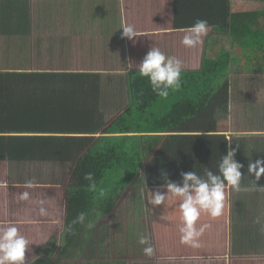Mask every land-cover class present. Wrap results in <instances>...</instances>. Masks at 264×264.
I'll use <instances>...</instances> for the list:
<instances>
[{"label":"trees","instance_id":"1","mask_svg":"<svg viewBox=\"0 0 264 264\" xmlns=\"http://www.w3.org/2000/svg\"><path fill=\"white\" fill-rule=\"evenodd\" d=\"M5 1L0 0V5ZM207 1L201 3L205 9L195 14L207 20L211 36L207 34L202 44L186 51L182 44L184 36L170 35L165 46L158 48L166 56L182 62L181 88L170 90L167 98H161L152 91L147 78L131 69L127 77L129 103L109 123H104L103 115L98 113L101 83L98 73H0V134L36 131L78 134L76 132L86 128L83 131L86 138H37L34 145L30 138L0 136V186L7 180V158L11 161L28 158L26 154L32 150L40 160L58 156L59 161H71L79 155L64 197L65 236L61 251L55 252V236L51 237L52 230L46 229L48 215L32 220L33 213L27 214L26 209L15 217L21 225L20 234H32L29 224L42 236L34 241L26 238L29 241L27 264H76L70 259L77 258L82 261L87 258L80 264H156L155 258H218L227 254L228 189L222 215L212 218L202 213L197 222L198 229L209 225L199 238V248L181 243L183 220L179 198L170 195L165 205L159 207L149 203L152 192L166 191L163 188L166 179L179 183L181 172L195 171L201 176L206 169L218 172L219 162L229 150L226 134L230 127V67L233 68L238 56L233 58L228 52L218 59L208 58L209 39L215 35L227 36L241 50L254 51V56H246V61L256 64L261 61L260 67L253 71L237 68V71L264 74V24L260 21L264 13H234L231 0ZM64 3L69 18L60 27L63 43L58 37L53 44H44L46 36L39 41L25 38L24 43L22 41L23 68L36 72L39 67L47 68L48 64L42 60L46 54L55 58V64L49 66L52 70L74 69L76 62L84 58L89 61L91 70L124 68L127 57L131 56L128 39L123 38L124 44L114 45L116 48L105 49L97 43L98 36L102 35L91 28L93 22L85 20L86 14H81L83 4L76 15L79 0ZM177 8L173 13L172 31L184 32L196 21L188 19V11ZM124 24L131 25L132 21L126 19ZM135 29L140 34L148 32L138 26ZM104 35L122 36L123 30L106 31ZM71 77L82 78V82L70 81ZM37 78L42 79L39 88H36ZM15 80L22 88H15ZM57 80L74 100L82 99L78 108L85 112L82 130L77 129L76 121L70 117L69 110L75 109V103L67 99L69 94L65 100L50 97L49 94L61 86ZM69 84L68 89L65 85ZM32 94L41 100L31 104ZM32 112L39 118L34 124V118L28 117ZM97 115L99 125L95 121ZM40 122H44L46 128H34L33 125ZM18 143L23 150L21 153L15 150L14 145ZM88 173L94 175L95 191L90 190L89 181L85 180ZM127 191L134 194L125 195ZM24 192L29 193L28 200L20 199ZM31 194V190L14 192L0 188L1 221H14L7 212L9 197L24 206H44L42 195L38 196L40 193L32 201ZM126 208H132L130 213ZM82 212L87 216L85 223L74 224ZM100 217L106 221L97 226L95 221ZM44 232L51 238H43ZM141 236L150 240L154 248L152 256L145 255L143 249L147 245L139 243ZM105 246L107 249L103 250ZM255 261L263 263L264 258Z\"/></svg>","mask_w":264,"mask_h":264},{"label":"crops","instance_id":"2","mask_svg":"<svg viewBox=\"0 0 264 264\" xmlns=\"http://www.w3.org/2000/svg\"><path fill=\"white\" fill-rule=\"evenodd\" d=\"M64 1L67 0H7L0 5V73H12V72H32V73H60V74H99L102 83V77L106 74L105 69L91 70L89 61L86 59H81L76 62V67L74 69L68 70H52L49 68L50 65L55 64V58L48 54L43 57V62L48 64L47 68H38V72L29 69L23 68L25 60L22 57V45L24 39L33 38L34 41H39L42 37H45L44 44L54 43L56 37L59 38L60 42L63 43L60 36L61 30L60 27L65 23L69 18V15L65 9ZM202 2H209L205 0H79L80 6L75 9L76 15L79 11V8L82 6L81 14L85 15V20L88 22H93L91 28L95 31H99L97 39L98 45H102L105 49L116 48L114 45L119 46L120 42L124 44V39L122 36H107L104 35L106 31L118 32L124 25V21L129 19L132 21V26L135 28L138 26L141 30H148V32L141 33L137 37L135 43L128 40L129 45L131 46V56L127 57V64L124 68L119 69L122 72V76L125 77L127 83V77L131 70H128L129 61H133L136 64H139L146 52L150 50L151 47L160 48L164 47L169 39L170 35L173 36H184L185 32L172 31L173 30V13L177 12V7L181 11H188L189 18L194 22L197 20H203L204 18L195 14L196 11L201 12L203 6ZM232 2V0H231ZM233 12L237 13L235 9L234 2H232ZM205 9V8H204ZM101 20V21H100ZM97 25L100 26V29L97 28ZM207 34L211 36V31L208 29ZM126 39V38H125ZM228 40L227 36L215 35L209 39L207 55L211 57L210 59H218L221 56L227 54L228 52L233 56L232 49H226L225 40ZM23 41V43H22ZM231 42L230 38L228 40ZM127 42V40L125 41ZM240 47L234 45V49L238 51ZM128 49V47H127ZM186 51L190 48L186 47ZM241 49V48H240ZM61 50V49H60ZM59 50V51H60ZM98 51V49H96ZM165 50V49H164ZM165 54V52L163 51ZM237 55L239 53L237 52ZM214 56V57H212ZM39 60V59H38ZM190 59L187 60L189 63ZM38 62V61H37ZM142 62V61H141ZM194 63V62H193ZM21 65V66H20ZM115 73V72H114ZM249 74V73H248ZM119 75V74H117ZM255 78L256 76H262L264 82V74H250ZM120 76V75H119ZM249 76V77H250ZM233 77V76H232ZM231 77V78H232ZM252 77V82L255 80ZM58 78H61L60 76ZM73 78V77H71ZM42 79H38V84L36 88L40 87ZM70 81H76L78 84L82 82V78H73ZM57 83L61 85L54 93L49 94L50 97L54 95L55 99L65 100L68 95L69 101H74L75 109H70V117L73 118L76 123L77 129L84 127L82 118L85 115V112H80L78 110L79 103L82 101L74 100L73 95L65 91L64 84H61L58 80ZM68 89L69 85H65ZM261 92L263 89L260 90ZM33 92V89H32ZM262 95V94H259ZM255 94H243L242 98H238L236 105L240 107L238 114L242 117L241 119H246L249 121L247 116L248 109L252 115L260 114V110L264 107V97H259ZM232 94H230V127L229 132L226 134L228 142H230L233 148H236L239 145L237 150L236 159L238 162L244 165L242 173L244 178L241 182V190L235 191L228 189V251L225 256L218 258H172V259H157L156 264H264L255 261V259L264 258V188H257L254 184L255 176L248 174V165L250 160L255 162L256 160H264V120L260 121V118H255L253 124H243L238 130H234L233 127V116H232ZM41 100V98H36L35 94H32L30 98L31 104L36 103ZM101 97L99 100V115H103V122L109 123L107 120L106 112L103 110L101 103ZM70 105V104H69ZM123 110V109H122ZM257 111L258 114L254 113ZM264 113V112H263ZM118 115V114H117ZM37 113L32 112L28 117H31L33 124L39 121V118H36ZM80 116V121H79ZM71 119V120H73ZM96 125L100 124V117L96 116ZM257 121L258 124H255ZM70 125V124H69ZM255 125V126H254ZM34 128H46L44 122L33 125ZM86 131V128L83 129ZM83 131L76 132L78 134H64V133H50V132H21V133H10V134H0V136H14V137H26L33 139L34 142L37 138H47V137H74V138H86L83 135ZM50 134H59V135H50ZM98 137V136H97ZM235 138V139H234ZM14 142V141H13ZM15 150L17 153H21L23 150L20 148V144H15ZM8 155V154H7ZM28 158H22L21 160L11 161L9 158L6 160V164L14 163H49V160H40L37 158V153L33 150L28 151L26 154ZM52 158V157H51ZM59 161V160H58ZM67 161V160H65ZM61 161V162H65ZM60 162V161H59ZM74 162H77V160ZM8 171V170H7ZM12 173L10 170L6 173V182L0 188H4L8 191L14 190H31V201L38 195L44 199V208L46 209V215L49 216L48 224L46 229L52 230L51 237L55 236L56 250L59 252L58 247V225H60V211L61 208H64V224L66 217V204L60 207L55 197H59L56 193L48 191H40L37 188H23V187H13L9 184L8 180L11 178ZM16 174V173H15ZM21 174V173H20ZM19 174V175H20ZM39 178V177H37ZM258 187H264V177L257 182ZM67 188V187H66ZM37 190V191H36ZM66 190V189H65ZM67 191V190H66ZM7 212L10 219L7 222L1 221L0 226L6 225L9 222L14 223L19 231L21 225H18L15 221L16 215L29 211L33 213L32 220L36 218H41L45 215L40 214V205L31 204L22 205L17 202L12 201V197L8 198L6 202ZM39 208V209H38ZM2 209V208H0ZM257 219L260 220V223H256ZM28 228L31 229L32 234H21L26 238L29 237L34 240L42 239V236L36 234V229L33 226L28 224ZM45 230V227L43 228ZM62 235L65 236V225H63ZM49 235L45 232L43 233V238L50 239ZM55 257V254L52 258ZM51 258V259H52Z\"/></svg>","mask_w":264,"mask_h":264},{"label":"clouds","instance_id":"3","mask_svg":"<svg viewBox=\"0 0 264 264\" xmlns=\"http://www.w3.org/2000/svg\"><path fill=\"white\" fill-rule=\"evenodd\" d=\"M208 28L207 20H197L192 26L183 30L185 35L182 44L188 48H195L202 44ZM121 29L123 30L122 38L133 41V43L140 36V33L132 25L124 24ZM131 69H136L141 77L147 78L152 91L161 98H167L170 90L176 91L181 88L182 62L175 57L166 56L158 48L151 47L139 64L129 61L128 70ZM238 148L239 145L233 148L229 144L227 154L223 155L219 162L218 172L206 169L204 176L198 175L195 171L181 172L179 183L166 179V183L163 185L166 191L157 189L152 192L149 203L153 206L165 205L170 195L181 200L179 205L183 220V226L180 228L181 243L199 248V238L205 228L209 227V225H204L197 228L196 225L201 214L207 213L212 218L220 217L225 206L226 189L241 190L242 178L246 176L242 173L244 165L236 159ZM248 174L255 176L254 184L257 188H264L257 186V182L264 177V160L255 162L250 160ZM85 180L89 181L90 190L95 191L97 185L94 175L86 174ZM26 187L32 188L34 185L32 182H28ZM101 195H103V191H101ZM20 199L28 200L29 193H22ZM41 205H43V201H41ZM40 214L46 215V209L43 206L40 207ZM86 219V214L82 212L73 223L83 225ZM256 223H260V220L257 219ZM139 243L147 245L143 249L145 255L152 256L154 254V248L148 238L141 236ZM28 249L29 241L20 234L14 223L9 222L0 226V264H27Z\"/></svg>","mask_w":264,"mask_h":264},{"label":"rangeland","instance_id":"4","mask_svg":"<svg viewBox=\"0 0 264 264\" xmlns=\"http://www.w3.org/2000/svg\"><path fill=\"white\" fill-rule=\"evenodd\" d=\"M235 5V9L237 13H264V2L262 0H232ZM261 23L264 24V15L261 17ZM229 40V38H228ZM227 39L225 40V46L226 49L229 48L232 49V53L234 56H238L235 58L234 66L233 68L230 67V94H232V116H233V127L234 130H238L240 126L243 124H253L255 121V118H260L261 120H264V107L261 108L260 114L255 111L254 113L258 115H252L248 109L247 116L249 117V121H246V119H241L242 117L238 114V111L240 110L238 105H236L237 99L242 98L243 94L246 93L248 95L255 94L259 95V97H264V82H260L263 80L262 76H256L255 78L253 75L250 76L248 73L238 72L237 68H244V69H250L251 71L254 70V68H259L261 65V61L254 63L253 61H246V56H254V51H249L246 49H234V42H229ZM237 52L239 55H237ZM214 57V56H212ZM209 58H211L209 56ZM236 66V67H235ZM106 74L102 77V83H100V97H101V103L103 106L104 112H106L108 119L111 118V120L119 114L122 109L124 110L126 106L129 103V92H128V86L126 83V79L124 76H122V72L119 69L111 68L106 69ZM115 72V73H114ZM117 73L120 75H117ZM250 76V77H249ZM252 77L255 79L252 82ZM14 86L17 89L22 88L19 84L18 80L14 81ZM263 89L261 92L260 90ZM28 92V89H27ZM108 122L110 120H107ZM255 124H258L257 121ZM255 126V125H254ZM235 139V138H234ZM79 155L76 157H73L71 161H65V162H59V157L56 156L55 159L51 158L52 161H48L49 163H43V162H37V163H14L7 165V170L14 173L11 178H9L8 182L13 187H26V184L28 182H32L34 187L37 188L40 191H48L50 190L53 193H56L59 197H55L56 201L58 202L59 206L62 207L65 204V194L68 186L70 185L71 176H73V170L75 167L74 160H78ZM7 171V172H8ZM16 173V174H15ZM21 173V174H20ZM20 174V175H19ZM39 177V178H37ZM67 187V188H66ZM28 188V187H26ZM66 189V190H65ZM37 191V190H36ZM134 192L127 191L125 195H133ZM125 209V208H122ZM132 208H126V210L129 212ZM60 215V225H58V247L57 249L61 251V249L64 246V235H62L63 231V225H64V208H61V211L59 212ZM130 213V212H129ZM100 217L95 221V225L99 226L100 224L105 223V218ZM107 247H103V250H106ZM55 258V257H54ZM87 259V258H86ZM85 259V260H86ZM53 260V258L50 260V262ZM83 260V259H82ZM81 258L77 259H70L71 263H85L86 261H82ZM69 263V262H68Z\"/></svg>","mask_w":264,"mask_h":264}]
</instances>
